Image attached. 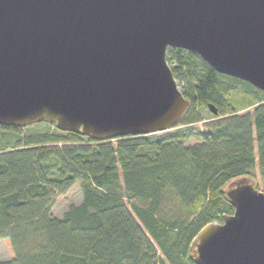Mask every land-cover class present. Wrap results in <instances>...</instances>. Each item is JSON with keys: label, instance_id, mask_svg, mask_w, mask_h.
Returning <instances> with one entry per match:
<instances>
[{"label": "water", "instance_id": "water-1", "mask_svg": "<svg viewBox=\"0 0 264 264\" xmlns=\"http://www.w3.org/2000/svg\"><path fill=\"white\" fill-rule=\"evenodd\" d=\"M170 48L264 91V0H0V126L96 142L174 130L191 103ZM225 194L234 213L200 230L191 259L264 264V192L244 176Z\"/></svg>", "mask_w": 264, "mask_h": 264}, {"label": "trees", "instance_id": "trees-1", "mask_svg": "<svg viewBox=\"0 0 264 264\" xmlns=\"http://www.w3.org/2000/svg\"><path fill=\"white\" fill-rule=\"evenodd\" d=\"M167 62L191 103L182 129L96 142L55 126L29 135L0 126V239L10 254L0 264H196L200 230L234 213L227 186L264 177V91L184 49H168ZM236 90L257 107L239 114L228 102ZM203 109L214 126L190 132ZM191 137L200 143L186 145ZM78 182L82 203L56 218L53 203Z\"/></svg>", "mask_w": 264, "mask_h": 264}, {"label": "rangeland", "instance_id": "rangeland-1", "mask_svg": "<svg viewBox=\"0 0 264 264\" xmlns=\"http://www.w3.org/2000/svg\"><path fill=\"white\" fill-rule=\"evenodd\" d=\"M177 84L179 90L182 92L183 85H181L178 81ZM228 102L236 108L239 114H246L248 112H251L257 107V103L253 101L251 98L245 96L240 90L231 92L228 96ZM200 114L204 119L203 122L198 125L189 127L188 130L190 132H196L201 130L203 131L214 126L215 119L213 118V114L209 110L207 109L200 110ZM182 128L183 127H178L177 129H182ZM24 129L25 130L21 132V134L23 135L44 133L47 131L56 132V130L52 128V125L49 126V124H45V125L36 124L34 126ZM196 143H200V140L197 139L196 137H191L189 140H187L186 145H192ZM253 175L254 177L251 178L255 181L259 190L264 192V177L257 172H254ZM82 200H83L82 187H81V183L78 182L65 196H61L55 200V202L52 205V213L56 218L61 219L64 213L68 210V208L71 205H79L82 203ZM9 259H10V254L7 250V247L3 242V240L0 239V261H8Z\"/></svg>", "mask_w": 264, "mask_h": 264}]
</instances>
